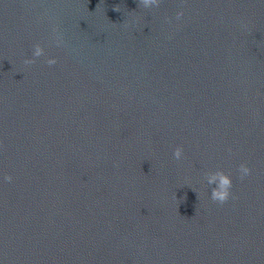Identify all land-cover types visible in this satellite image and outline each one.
<instances>
[{"label": "water", "instance_id": "1", "mask_svg": "<svg viewBox=\"0 0 264 264\" xmlns=\"http://www.w3.org/2000/svg\"><path fill=\"white\" fill-rule=\"evenodd\" d=\"M0 264H264V0H0Z\"/></svg>", "mask_w": 264, "mask_h": 264}, {"label": "clouds", "instance_id": "2", "mask_svg": "<svg viewBox=\"0 0 264 264\" xmlns=\"http://www.w3.org/2000/svg\"><path fill=\"white\" fill-rule=\"evenodd\" d=\"M143 3L146 7H150L153 4L158 3V0H143ZM182 16V13H178L177 17ZM33 55L35 57H39L43 55V49L39 46L36 47ZM29 63L31 61H28ZM49 63H55L54 60H50ZM183 155L182 148H177L174 152V156L177 160L181 159ZM239 173L241 178L247 176L250 173V169L241 165L239 168ZM8 180H11V177H7ZM206 181L209 185H212V199L214 201H218L219 203L226 202L231 196V188H232V179L230 176L226 175L223 172H213L206 175Z\"/></svg>", "mask_w": 264, "mask_h": 264}]
</instances>
